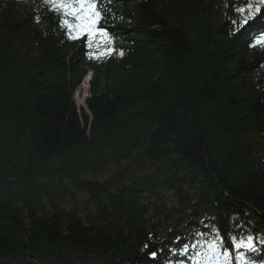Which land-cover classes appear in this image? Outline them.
Listing matches in <instances>:
<instances>
[{"label": "trees", "instance_id": "16d2710c", "mask_svg": "<svg viewBox=\"0 0 264 264\" xmlns=\"http://www.w3.org/2000/svg\"><path fill=\"white\" fill-rule=\"evenodd\" d=\"M99 3L88 48L0 0V264H205L217 228L264 264V5L241 35L257 0Z\"/></svg>", "mask_w": 264, "mask_h": 264}, {"label": "snow or ice", "instance_id": "6c2138e0", "mask_svg": "<svg viewBox=\"0 0 264 264\" xmlns=\"http://www.w3.org/2000/svg\"><path fill=\"white\" fill-rule=\"evenodd\" d=\"M46 3L52 6L53 10L62 12L65 17L61 18L59 23L62 28H67V34L70 39L86 38L85 43L88 48H91L93 43H97L95 37L99 35L105 43H113L114 37L109 35L104 27H100L101 21L105 18L104 6L99 3V0H45ZM260 5H264V0H257L256 6L248 4L247 8H236L237 13H245L242 20L239 21L237 32L241 35L252 26V22L259 17L257 14L262 13ZM231 7V5H228ZM264 15V14H262ZM233 23H237L233 21ZM257 44L264 45V33H261V38L256 39ZM115 49L109 48L107 54H111ZM121 56L124 53H119ZM89 55H92L90 52ZM194 247V245H193ZM188 245H184L186 252ZM246 249L248 252H256L257 249L254 243V237L248 235L242 236H222L220 229L217 228L212 241L208 242V251L205 253V260H211L213 264H230L232 260V251L237 250L236 259L242 261L243 264H254L251 258H246L245 252L238 251ZM155 252L152 256L155 257ZM199 264V261L196 262Z\"/></svg>", "mask_w": 264, "mask_h": 264}, {"label": "rangeland", "instance_id": "374dc122", "mask_svg": "<svg viewBox=\"0 0 264 264\" xmlns=\"http://www.w3.org/2000/svg\"><path fill=\"white\" fill-rule=\"evenodd\" d=\"M90 76L89 74H87L81 84V86L76 90L73 99H74V103L76 105V108L78 110H80L81 108H83V110L85 111V114H87V110L84 107H82V104L84 103L85 99L88 96V80H89ZM206 261V260H205ZM205 264H213V262L211 260L206 261Z\"/></svg>", "mask_w": 264, "mask_h": 264}, {"label": "bare ground", "instance_id": "6f19581e", "mask_svg": "<svg viewBox=\"0 0 264 264\" xmlns=\"http://www.w3.org/2000/svg\"><path fill=\"white\" fill-rule=\"evenodd\" d=\"M82 107H84V103L82 104Z\"/></svg>", "mask_w": 264, "mask_h": 264}]
</instances>
